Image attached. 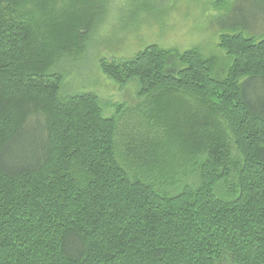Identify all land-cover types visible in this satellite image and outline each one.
I'll use <instances>...</instances> for the list:
<instances>
[{
	"label": "trees",
	"instance_id": "1",
	"mask_svg": "<svg viewBox=\"0 0 264 264\" xmlns=\"http://www.w3.org/2000/svg\"><path fill=\"white\" fill-rule=\"evenodd\" d=\"M109 1L0 0V264H264V0L227 6L222 77L196 47L100 59L138 85L123 142L61 95Z\"/></svg>",
	"mask_w": 264,
	"mask_h": 264
},
{
	"label": "rangeland",
	"instance_id": "2",
	"mask_svg": "<svg viewBox=\"0 0 264 264\" xmlns=\"http://www.w3.org/2000/svg\"><path fill=\"white\" fill-rule=\"evenodd\" d=\"M235 1L217 4V0H110L107 16L91 35L84 55L61 64L66 74L61 95L97 94L105 116H117V138L119 142L125 141L128 134L137 132V122L131 117L138 113L135 110L140 103L138 85L135 80L126 85L115 83L102 72L100 59L131 58L152 43L181 51L196 47L204 55L216 58L212 74L222 77L230 60L219 46L220 34L225 31L221 18L226 16L227 6ZM119 106L123 107L120 113ZM138 123L142 125L143 121ZM150 130L154 132L149 128L145 134L150 136ZM147 168L145 178L153 180L156 174Z\"/></svg>",
	"mask_w": 264,
	"mask_h": 264
}]
</instances>
